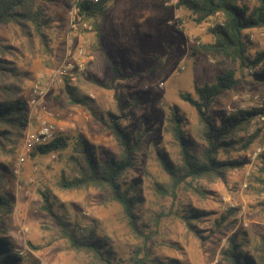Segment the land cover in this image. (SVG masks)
Returning <instances> with one entry per match:
<instances>
[{
    "label": "rangeland",
    "instance_id": "rangeland-1",
    "mask_svg": "<svg viewBox=\"0 0 264 264\" xmlns=\"http://www.w3.org/2000/svg\"><path fill=\"white\" fill-rule=\"evenodd\" d=\"M77 1L48 3L55 27L48 32L52 57L44 53L37 38L21 37L15 30L0 34L20 52L18 67L29 73L24 88L27 102L41 75L49 77L70 64L76 77L73 82L51 87L37 114L27 106L25 133L47 121L56 126L57 134L67 140L69 147L46 156L31 153L20 164V143L4 173V192L13 202L7 218L9 237L26 264L94 261L91 254L75 251L62 237L57 222L43 210L42 194L47 189L54 211L64 217L61 221L79 238L95 232L107 242L115 264H132L130 259L136 251H141L140 257L148 254L156 264H221V253L234 236L252 252L264 236V150L255 156L258 149H264L261 119L257 118L248 131V136H256L249 149L227 157L243 161L244 167L228 171L223 180H196L175 186L162 159L174 170L180 168V149L171 133L174 109L184 120L182 125L191 137L194 152L200 154L205 147L197 113L181 95L197 98L196 85L212 84L226 69L235 70L239 84L217 98L210 110L217 117L259 108L264 102V84L257 83L252 72L243 70L238 63L199 54L201 46L215 42L211 29L216 21L196 24L188 11L176 6L177 0L166 4H160V0H114L108 14L98 18L102 22L100 33L94 30L92 21L79 16ZM245 1L251 8L258 3ZM250 34L257 36L255 31ZM256 38L252 55L264 49ZM113 66H119L125 75L130 73L131 78L112 84ZM67 87L92 99L99 119L85 107L72 105ZM116 93L125 111L123 127L142 136L135 166L125 178V189L133 187L136 193L138 224L144 235L151 237L149 240L132 231L124 209L107 191H69L60 187L63 179L70 181L76 176L77 162L72 159L80 160L76 152L80 138L88 142L101 163L120 158L113 133L100 121L107 119L109 112L121 115ZM240 137L246 139L247 133L244 131ZM5 163L9 165V160ZM196 211L199 217L192 218ZM182 215L196 222L200 237L190 232L180 219Z\"/></svg>",
    "mask_w": 264,
    "mask_h": 264
},
{
    "label": "trees",
    "instance_id": "trees-1",
    "mask_svg": "<svg viewBox=\"0 0 264 264\" xmlns=\"http://www.w3.org/2000/svg\"><path fill=\"white\" fill-rule=\"evenodd\" d=\"M50 1L52 0H0V34L3 30H15L21 37L37 38L44 53L52 57L53 49L48 32L55 27L48 14L47 7ZM112 1L114 0H79L76 3L78 14L85 20L92 21L94 30L100 33L102 22H99L98 18L103 19L108 14L109 4ZM170 1L172 0H160V4ZM177 1L176 6L188 11L196 24L204 25L216 21L211 29L215 42L201 46L199 54L238 63L243 70L252 72L251 76L257 83L264 84V52L256 51L252 55L253 43L249 39V32L264 30V0H257L258 3L254 8H251L245 0ZM19 53L0 35V264H26L24 255L18 251L9 237L7 218L12 212L13 202L4 192L7 182L4 173L7 167L11 166V160L19 144H22L28 126V107L24 88L29 73L18 67ZM112 69L115 74L112 84L131 78V74L125 75L119 66H113ZM238 84L237 72L226 69L222 75L217 76L214 83L196 85L197 98L190 94L180 96L197 113L198 122L204 131L205 147L200 154L194 152L191 137L186 135L182 125L184 120L178 110L174 109L171 133L180 149V168L174 170L175 168L163 159L162 164L175 186L185 183L189 185L188 181L223 180L228 171L244 167L243 161L227 157L235 151L249 149L256 136H248V131L252 123L264 115V107L239 110L229 114L221 113L217 117L210 113L217 98L234 90ZM67 94L72 105L83 106L93 117L98 118L92 99L79 96L73 87H67ZM118 94L116 93L115 99L121 115L109 112L107 119L101 118L100 121L113 133L121 152L120 158L106 159L101 163L88 142L80 138L76 150L80 160L72 159L77 162L74 164L76 176L70 181L63 179L60 187L69 191L89 188L107 191L112 200L124 209L132 231L137 236L149 240L151 237L144 235L138 224L136 193L133 187L125 189V178L135 166L137 151L141 149L143 142L142 136L123 127L125 111H122ZM244 131L247 133L246 139L240 137ZM68 147L67 140L58 135L51 143L36 148L31 155L46 156L64 151ZM7 159L9 165H5ZM42 195L45 199L43 210L57 222L62 237L69 241L75 251L91 254L93 264H115L105 240L99 239L95 232L79 238L75 231L61 221L64 217L54 211V205L50 201L52 197L50 190H45ZM199 215L196 211L192 218H198ZM192 218L187 215L180 216L190 232L200 237L196 222ZM245 246L247 244L242 240L239 241L236 236L231 237L227 248L221 253V264H264V236L252 252L245 250ZM140 255L141 251L133 253L131 263L156 264L148 254L145 253L143 257Z\"/></svg>",
    "mask_w": 264,
    "mask_h": 264
},
{
    "label": "built area",
    "instance_id": "built-area-1",
    "mask_svg": "<svg viewBox=\"0 0 264 264\" xmlns=\"http://www.w3.org/2000/svg\"><path fill=\"white\" fill-rule=\"evenodd\" d=\"M257 33V36L261 40V45H263L264 48V30H254ZM255 34H250L249 39L251 43H254L256 41ZM264 52V49L263 51ZM82 55V52L79 53ZM79 70H82V66H79ZM75 81L76 77L74 75V69L73 66L70 64H67L63 66L61 69H59L56 72H53L51 76L47 77L45 75H41L37 78L35 81L31 97L27 102V106L36 114L38 113V109L43 104V101L45 97L47 96V93L49 89L53 86H60L63 85L66 81ZM264 107V102L260 105V108ZM261 121L264 123V115L260 117ZM57 134V128L53 124L43 121L40 125V127L35 131H28L25 134L24 140L22 142V154L19 157V163L24 164L27 157L38 147L47 145L51 143L56 137ZM261 150L264 149H258L255 156H257L258 153L261 152Z\"/></svg>",
    "mask_w": 264,
    "mask_h": 264
}]
</instances>
